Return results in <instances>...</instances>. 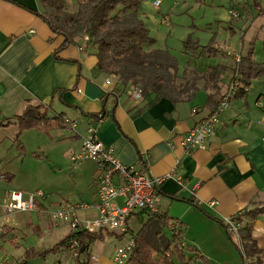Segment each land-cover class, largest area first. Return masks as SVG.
<instances>
[{
	"label": "crops",
	"instance_id": "obj_1",
	"mask_svg": "<svg viewBox=\"0 0 264 264\" xmlns=\"http://www.w3.org/2000/svg\"><path fill=\"white\" fill-rule=\"evenodd\" d=\"M37 10L38 0H0V118H11L27 104H43L49 113L60 112L63 119L75 121L74 132L59 140L79 138L78 149L88 125L93 124L97 138L113 149L120 162L143 168V161L150 176L164 177L157 185L156 208L172 219L170 227L182 224L184 246L196 248L209 264H252L251 259L243 262L222 221L264 204V74L251 79L244 95L231 96L204 148L187 151L182 137L213 110L228 82L239 76L234 69L241 57L251 51L252 60L264 62V50L261 59L255 58L254 48L244 55L232 52L229 65L225 58L220 59L215 92L205 87L175 102L160 92H147L135 100L129 93L113 95L118 83L97 68L94 49L83 40L58 49L62 37L34 13ZM107 79L111 84L105 83ZM103 109L104 115L98 119L88 115ZM65 126L53 127L48 135L57 138ZM93 172L95 199L90 204L97 201L96 165ZM170 172L173 175L166 177ZM57 203L75 204L67 200ZM89 211L92 215L84 218L93 217L94 211L85 212ZM141 221L137 213L130 216V231L135 232ZM133 222L139 226L132 227ZM13 228L6 224L0 228V249L7 240L19 243L10 237ZM252 236L264 264V214L253 220ZM94 244L93 264H110L114 249L104 258L94 254ZM5 261L0 256V264H7ZM67 262L58 257L54 264ZM187 264L205 262L192 258Z\"/></svg>",
	"mask_w": 264,
	"mask_h": 264
},
{
	"label": "rangeland",
	"instance_id": "obj_2",
	"mask_svg": "<svg viewBox=\"0 0 264 264\" xmlns=\"http://www.w3.org/2000/svg\"><path fill=\"white\" fill-rule=\"evenodd\" d=\"M78 1L67 0L70 11L75 9ZM261 7L264 8V0H143L137 15L155 38V43L148 49L163 50L169 55L170 59L163 61L164 66L174 74L179 87L185 86L183 96L187 97L205 87L215 92L217 81H204L203 73L222 58L229 65L230 59H233L232 52L239 51L244 55L254 48L255 58L261 59L264 50V13L260 12ZM187 39L196 42L199 48L185 47ZM82 40L85 42V36L77 38L78 42ZM214 42L216 47L213 46ZM202 46L213 47L210 55L203 51ZM219 49L224 55L220 54ZM109 77L115 80L114 75ZM125 86L122 93L126 94L131 88L138 87L131 84ZM191 89L194 91L190 92ZM66 120V126L59 130L57 138L39 129L23 131L19 138L22 152L13 140L16 126L0 127V174L13 175L10 181L0 176V228L5 224L14 226L10 237L19 240L16 245L8 240L4 246L1 245L0 256L7 264H19L25 249L42 251L58 241L68 229L74 232L66 224L51 221L50 212L60 206L57 202L67 200L75 204H90L95 199L93 161L84 159L77 163L69 159L71 151L79 150V138L59 140L74 132L75 127H71ZM9 191L26 194L41 191L44 197L37 201L35 210L7 212L3 204ZM87 215H92V211L78 212L79 218ZM27 219L31 224H26ZM138 226V223H132V227ZM98 231H102V238L93 243L96 256L107 258L113 249L115 251L124 243V238L117 239L119 231L100 229L91 232ZM58 257L67 262L70 256L65 252L48 253L45 257L30 256L26 264H54ZM94 258L91 255L92 264Z\"/></svg>",
	"mask_w": 264,
	"mask_h": 264
},
{
	"label": "trees",
	"instance_id": "obj_3",
	"mask_svg": "<svg viewBox=\"0 0 264 264\" xmlns=\"http://www.w3.org/2000/svg\"><path fill=\"white\" fill-rule=\"evenodd\" d=\"M142 1L79 0L76 2L75 9L70 11L67 0H38L40 10L34 13L47 24L55 35L62 37L58 49L69 44H78L77 38L86 37L85 46H91L94 49L97 68L108 75L115 76L118 86L114 88V96L122 92V89L126 87L125 84H131L138 86L142 95L147 92H160V95L174 102L189 98L190 95L183 96L185 86L179 87L175 83L174 74L164 66L163 61L170 59L169 55L163 50L148 49L155 43V38L151 36L149 29L137 15ZM184 45L199 48L196 42H190L189 39L185 40ZM201 48L209 55L213 49L212 46ZM251 54L249 51L242 56L237 68L234 69L239 73L240 81L236 95H244L251 79L264 74V62L252 60ZM219 77L220 72L216 65L207 67L203 73L206 82L210 80L213 83ZM193 91V89L190 90V92ZM104 111L103 109L99 113L88 115L98 119L104 115ZM62 115L60 112L49 113L48 108L40 103L27 104L20 113L14 114L11 118H0V127L10 124L16 126L13 140L22 152L23 146L19 138L23 131L40 129L48 134L53 127L64 123ZM141 162L144 168V162ZM1 177L10 181L13 175L8 173ZM155 193H158L157 186ZM170 197L181 199L177 195ZM38 205L42 206L41 203ZM261 214H264V204L231 216L240 223L236 240L225 228L229 239L242 256L243 262L251 259L252 264L262 263L261 249L252 236L253 220ZM137 215L142 217V221L140 227L134 232L135 244L129 253L128 262L132 264H187L192 258H198L202 259L205 264H209L196 248L182 244V224L176 222L170 227L172 219L165 211L144 209L137 212ZM222 224L225 227L223 221ZM117 235L118 237L123 236L122 234ZM100 238H102V231H69L42 251L26 249L24 258L19 264H26V259L30 256L45 257L48 253L59 254L61 252L69 254L70 264H92L91 247L95 240ZM188 253L192 255L187 256Z\"/></svg>",
	"mask_w": 264,
	"mask_h": 264
},
{
	"label": "built area",
	"instance_id": "obj_4",
	"mask_svg": "<svg viewBox=\"0 0 264 264\" xmlns=\"http://www.w3.org/2000/svg\"><path fill=\"white\" fill-rule=\"evenodd\" d=\"M235 59L239 60L238 57ZM238 78L239 76L235 75L229 81L225 93L213 111L183 135L182 144L185 150L205 147L206 138L218 123V115L227 106L229 99L240 85ZM105 83L111 84V80L107 79ZM129 96L131 99L139 100L142 91L137 87L131 88ZM66 121L70 123L71 127H75V122ZM96 131L97 128L93 124L87 127L79 150L71 151L69 159L77 163L84 159H90L95 163L97 201L94 204L79 202L60 205L53 209L49 216L52 222L66 224L73 231L91 232L100 229L119 231L117 234H122L125 240L123 244L115 248L111 264H132L127 260L135 244V234L127 229L128 219L144 209L157 211L155 188L164 177H152L146 170L136 165H126L120 162L112 148L97 138ZM171 175H173L172 172L168 173L166 177ZM43 197L41 191L31 194L9 191L3 208L7 212L32 211L37 209V201ZM86 210H93L95 215L90 218H79L78 212ZM223 222L227 232L237 236L240 223L234 217H227Z\"/></svg>",
	"mask_w": 264,
	"mask_h": 264
}]
</instances>
